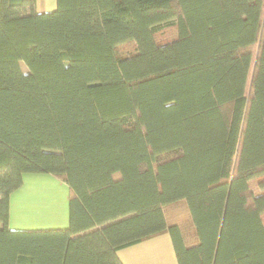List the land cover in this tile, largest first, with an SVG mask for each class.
Returning a JSON list of instances; mask_svg holds the SVG:
<instances>
[{
	"label": "trees",
	"instance_id": "trees-1",
	"mask_svg": "<svg viewBox=\"0 0 264 264\" xmlns=\"http://www.w3.org/2000/svg\"><path fill=\"white\" fill-rule=\"evenodd\" d=\"M56 1L0 0V264H264V0ZM27 172L67 226L10 227Z\"/></svg>",
	"mask_w": 264,
	"mask_h": 264
},
{
	"label": "rangeland",
	"instance_id": "rangeland-1",
	"mask_svg": "<svg viewBox=\"0 0 264 264\" xmlns=\"http://www.w3.org/2000/svg\"><path fill=\"white\" fill-rule=\"evenodd\" d=\"M40 8L44 9L42 4ZM253 189H257L255 184ZM68 193L67 183L53 173H24L23 184L14 191L9 222L21 229L65 227L68 225Z\"/></svg>",
	"mask_w": 264,
	"mask_h": 264
},
{
	"label": "crops",
	"instance_id": "crops-1",
	"mask_svg": "<svg viewBox=\"0 0 264 264\" xmlns=\"http://www.w3.org/2000/svg\"><path fill=\"white\" fill-rule=\"evenodd\" d=\"M44 10L56 8V0H42ZM14 192L11 195L10 219ZM66 226V225H65ZM10 227H14L10 223ZM63 227V226H62ZM124 264H179L174 243L169 232L154 235L139 243L125 247L119 251Z\"/></svg>",
	"mask_w": 264,
	"mask_h": 264
}]
</instances>
